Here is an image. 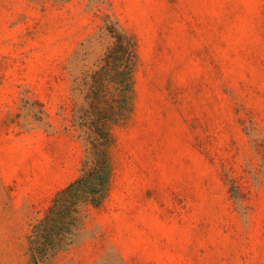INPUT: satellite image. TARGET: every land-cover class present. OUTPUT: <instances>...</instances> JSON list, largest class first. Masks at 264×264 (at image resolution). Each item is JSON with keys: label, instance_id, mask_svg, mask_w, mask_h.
Segmentation results:
<instances>
[{"label": "rangeland", "instance_id": "374dc122", "mask_svg": "<svg viewBox=\"0 0 264 264\" xmlns=\"http://www.w3.org/2000/svg\"><path fill=\"white\" fill-rule=\"evenodd\" d=\"M134 49L106 184L46 264H264V0H0V264L81 175L80 90Z\"/></svg>", "mask_w": 264, "mask_h": 264}, {"label": "trees", "instance_id": "16d2710c", "mask_svg": "<svg viewBox=\"0 0 264 264\" xmlns=\"http://www.w3.org/2000/svg\"><path fill=\"white\" fill-rule=\"evenodd\" d=\"M109 42L97 69L79 85L85 94V106L77 113L75 126L85 147L80 177L61 192L44 218L33 226L28 237V264H46L63 247L72 245L74 223L80 205L97 206L106 184L108 127L120 122L128 107L132 85L134 49L123 33L106 29Z\"/></svg>", "mask_w": 264, "mask_h": 264}]
</instances>
